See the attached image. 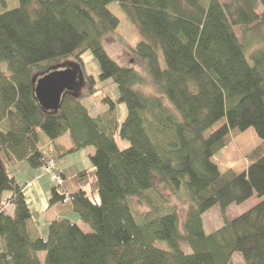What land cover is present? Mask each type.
Segmentation results:
<instances>
[{"label":"trees","instance_id":"16d2710c","mask_svg":"<svg viewBox=\"0 0 264 264\" xmlns=\"http://www.w3.org/2000/svg\"><path fill=\"white\" fill-rule=\"evenodd\" d=\"M18 1L0 14V264H234L235 255L264 264V0ZM111 3L138 28L133 52L151 81L106 53L104 39L120 26ZM86 53L98 61L97 78L86 72ZM70 58L81 65L83 96L66 92L57 110L43 109L34 77ZM98 94L107 110L93 117L83 99ZM249 129L263 142L244 158L249 167L222 174L213 158L232 132ZM66 135L69 148L57 143ZM88 148L91 169L68 178L58 168L63 185L53 186L50 207L63 218L42 239L17 173ZM158 183L191 200L183 231ZM254 197L256 206L226 218ZM214 207L223 225L208 235L203 216Z\"/></svg>","mask_w":264,"mask_h":264},{"label":"rangeland","instance_id":"374dc122","mask_svg":"<svg viewBox=\"0 0 264 264\" xmlns=\"http://www.w3.org/2000/svg\"><path fill=\"white\" fill-rule=\"evenodd\" d=\"M221 3H227L228 0H220ZM20 6L18 0H0V14L16 9ZM109 10L119 19L120 26L117 32L113 35H110L104 39L103 45L108 56L114 60L118 65L122 67L133 66L137 71L141 72L143 76L151 81L149 73L146 68V64L134 54L133 50L137 47V45L143 40L138 28L130 21L126 13L122 10V8L116 4L111 3L109 5ZM160 63L163 68H165V62L163 59V55L160 52ZM247 58L251 61L250 54H247ZM83 62L86 67V72L89 75H93L94 77H98L100 74L98 61L93 57L91 53H86L83 56ZM77 70L81 71V65L78 61L73 58L67 59L64 62L51 66L48 72H39L34 77V87H37L39 80H41L46 75H49L54 72H61L65 70ZM79 85L75 94L77 96H83V85L84 80L79 75L78 79ZM105 85L111 84V81L104 83ZM102 84V85H104ZM143 92L147 94H157L155 90L151 87H140ZM109 96L116 100L119 97L118 90L115 85H111L108 88ZM104 94H98L95 97H89L83 99V104L89 110L91 116L97 117L104 113L107 110L106 105L103 103ZM169 105V104H168ZM127 109L125 104H120L118 107V118L122 122L126 117ZM221 122L216 124L214 128L220 127ZM117 144L120 149L124 150L130 146V143L126 140H123L119 136L116 137ZM59 144L69 143V147L71 146L69 136H64L57 141ZM263 143L262 140L259 139L255 130L249 129L244 133H240L238 131L232 132L226 139L225 148L218 153L214 158L213 162L219 167V170L222 174H226L228 171H232L236 174H240L244 172L248 167L249 163L244 159L247 157L252 151L259 148ZM68 147V148H69ZM95 154L94 148H88L82 150L76 154L67 156L65 158L59 159L60 166L63 170H65L68 178L77 175L79 172L91 169L92 168V160L91 156ZM26 166V164H24ZM44 177H50L52 180V186H56L55 180L48 174H45L41 171ZM19 173V178L21 180L24 177ZM17 178V176H16ZM19 179V184L22 185V181ZM156 187L165 197H169V204L176 205L177 211L180 217V229L183 231V223L186 218L188 207L191 203V200H186L182 202L179 198L173 196L170 192H168L165 187L161 184H157ZM49 189L47 190V194L45 193H36V192H28L27 201L29 207L32 212V218L37 226L40 236L42 239L47 240L49 235V224L47 221V210L53 208L55 206L50 207V198L48 196ZM8 193H4V197H6ZM193 203V201H192ZM259 203V200L254 197L245 204L242 205H233L226 212V218L228 220H234L239 216L245 214L254 206ZM140 212H146L147 209L145 207H138ZM9 213L13 215V211L9 210ZM63 217L59 215V219ZM72 222L79 224L81 229L85 233H90L91 228L84 224L78 217V215H70L67 216ZM204 220V228L206 234H212L213 232L220 229L223 225L222 214L220 212L219 207H214L209 212H207L203 216ZM165 245L161 243V246ZM44 255L42 254V257ZM234 264H243V260L239 255L234 256Z\"/></svg>","mask_w":264,"mask_h":264},{"label":"water","instance_id":"95a60500","mask_svg":"<svg viewBox=\"0 0 264 264\" xmlns=\"http://www.w3.org/2000/svg\"><path fill=\"white\" fill-rule=\"evenodd\" d=\"M79 72L65 70L46 75L39 80L35 88V95L46 110H57L60 107L62 96L66 92H73L78 88Z\"/></svg>","mask_w":264,"mask_h":264},{"label":"crops","instance_id":"0c3cea01","mask_svg":"<svg viewBox=\"0 0 264 264\" xmlns=\"http://www.w3.org/2000/svg\"><path fill=\"white\" fill-rule=\"evenodd\" d=\"M59 145H62L66 148L69 147L68 146L69 143H65L64 145L63 144H59ZM48 149L51 153H53V151L50 148H48ZM58 167H59L60 172L63 173L64 175H66V172H65V170H63L61 168L59 161H58ZM19 173H21L22 174L21 176L24 177L23 180H21L19 178V176H18ZM16 176H17V181H19V179L22 181L21 186H22V188H24L26 198H27L28 192L47 194L48 189H49L48 196L51 197L52 188H53V186L51 184L52 180L50 179V177H47V178L44 177L45 175H43L41 173L40 169H32L29 165H26V166L22 167L21 171L18 172ZM28 185H31V186H28ZM27 203H28V201H27ZM28 206H29V204H28ZM8 210H10L12 212L13 208L9 207ZM59 215H60V212H59V208L57 206L47 210V221H48V223L52 220H55L56 218H59Z\"/></svg>","mask_w":264,"mask_h":264},{"label":"built area","instance_id":"2783aa9c","mask_svg":"<svg viewBox=\"0 0 264 264\" xmlns=\"http://www.w3.org/2000/svg\"><path fill=\"white\" fill-rule=\"evenodd\" d=\"M58 164L55 159L51 157H46L42 163L41 171L48 174L55 180L56 186L61 187L63 185V180L58 174ZM69 195H66V199Z\"/></svg>","mask_w":264,"mask_h":264}]
</instances>
